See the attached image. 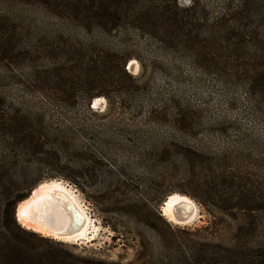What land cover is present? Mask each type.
<instances>
[{
  "label": "rangeland",
  "instance_id": "1",
  "mask_svg": "<svg viewBox=\"0 0 264 264\" xmlns=\"http://www.w3.org/2000/svg\"><path fill=\"white\" fill-rule=\"evenodd\" d=\"M99 1L0 0V196L70 185L98 229L62 244L89 264H262L264 109L214 69L231 52L196 48L236 15L219 19L222 0H132L110 29ZM171 193L198 218L161 215Z\"/></svg>",
  "mask_w": 264,
  "mask_h": 264
},
{
  "label": "trees",
  "instance_id": "2",
  "mask_svg": "<svg viewBox=\"0 0 264 264\" xmlns=\"http://www.w3.org/2000/svg\"><path fill=\"white\" fill-rule=\"evenodd\" d=\"M102 2L107 4L105 0H100L97 11L106 15L105 10H102L104 7ZM192 2L195 3L194 0ZM131 3L132 0H110V29L118 25L119 20L126 11L128 12V8H130L131 13ZM221 3L219 19L234 14L236 17H230L227 20L235 22L236 25L225 28L218 33L213 32L219 42H212L207 39L197 42L198 47L196 48L199 50L197 53H200L201 58L205 59L206 56L212 54L216 57L215 51L218 49L231 52L218 55L219 58L215 60L218 66L214 69L217 70V74L224 78L226 83L241 81L248 93L253 95L256 105L262 110L264 109V0H222ZM90 7L93 6L90 5ZM251 8L255 10L249 11ZM138 14L141 17L140 27H145L147 24L151 25L149 9L144 8ZM167 15V20L173 19L179 23L183 20L182 14L174 10H171L170 14ZM247 18L250 21L254 18V22L247 26L246 31L240 30L242 20L245 21ZM239 21L241 23L238 24ZM197 55L199 57V54ZM119 70L132 79L131 74L125 70L122 61ZM99 93H102L101 90L97 91V94ZM38 179L27 184L24 192L12 194V190L3 189L4 191L1 193L0 264H89V261L73 254L62 244L63 241L42 236L35 231L22 227L16 221L14 216L16 204L28 196ZM204 188H206L205 190L211 189V185L205 184ZM247 191L248 189L245 192ZM239 200L247 201V193H242ZM240 215L247 216L248 213L241 212ZM254 251L256 257L260 255V258L264 259V249L260 248Z\"/></svg>",
  "mask_w": 264,
  "mask_h": 264
},
{
  "label": "bare ground",
  "instance_id": "3",
  "mask_svg": "<svg viewBox=\"0 0 264 264\" xmlns=\"http://www.w3.org/2000/svg\"><path fill=\"white\" fill-rule=\"evenodd\" d=\"M17 207L22 225L61 241L91 240L98 229L75 190L63 181L48 179L38 183ZM161 209L168 220L178 224L199 216L198 207L190 198L175 193L166 196Z\"/></svg>",
  "mask_w": 264,
  "mask_h": 264
},
{
  "label": "water",
  "instance_id": "4",
  "mask_svg": "<svg viewBox=\"0 0 264 264\" xmlns=\"http://www.w3.org/2000/svg\"><path fill=\"white\" fill-rule=\"evenodd\" d=\"M31 192H32V189H31V191H30V193L28 194V196L31 194ZM164 203V201L162 202V204ZM161 204V205H162ZM161 205H160V207H159V211L161 212V215H163V212H162V209H161ZM18 207H17V204H16V206H15V209H14V216H15V219H16V221L22 226V227H24V228H26V229H29V228H27V227H25L24 225H22L20 222H19V219H18ZM53 238V237H52ZM55 239V238H54Z\"/></svg>",
  "mask_w": 264,
  "mask_h": 264
},
{
  "label": "snow or ice",
  "instance_id": "5",
  "mask_svg": "<svg viewBox=\"0 0 264 264\" xmlns=\"http://www.w3.org/2000/svg\"><path fill=\"white\" fill-rule=\"evenodd\" d=\"M185 2H187V0H185Z\"/></svg>",
  "mask_w": 264,
  "mask_h": 264
}]
</instances>
